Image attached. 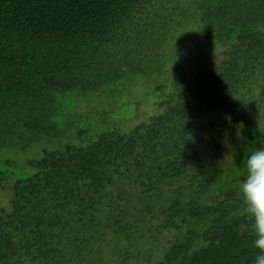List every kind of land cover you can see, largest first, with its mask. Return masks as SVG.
Segmentation results:
<instances>
[{
	"label": "trees",
	"instance_id": "obj_1",
	"mask_svg": "<svg viewBox=\"0 0 264 264\" xmlns=\"http://www.w3.org/2000/svg\"><path fill=\"white\" fill-rule=\"evenodd\" d=\"M262 147L264 0H0V264H253Z\"/></svg>",
	"mask_w": 264,
	"mask_h": 264
},
{
	"label": "clouds",
	"instance_id": "obj_2",
	"mask_svg": "<svg viewBox=\"0 0 264 264\" xmlns=\"http://www.w3.org/2000/svg\"><path fill=\"white\" fill-rule=\"evenodd\" d=\"M246 175L239 185L244 205L245 221L238 224V236L254 237L253 246L258 250L253 264H264V147L251 152L244 162Z\"/></svg>",
	"mask_w": 264,
	"mask_h": 264
},
{
	"label": "rangeland",
	"instance_id": "obj_3",
	"mask_svg": "<svg viewBox=\"0 0 264 264\" xmlns=\"http://www.w3.org/2000/svg\"><path fill=\"white\" fill-rule=\"evenodd\" d=\"M194 45V44H193ZM225 46H223L221 43H218L216 44V47H214L212 49V52H211V57L214 58V60L216 61V64H219L220 61H222V59H224L226 57V54L224 53V50H225ZM186 53L190 54V60L188 61L187 63V66H181V67H178L179 71L177 72V74H182V77L185 75H187L186 77L188 78H193V76L195 75V71L198 70V65L201 64L203 61L202 59H197L196 55H193L192 54V51H186ZM181 58V56H180ZM168 59H171L172 61V57H168ZM210 68H212V64H209ZM184 71V72H183ZM177 78H179V76L176 75V80ZM158 80H160V78H158ZM170 81L174 82V80L172 79H168L167 80V83L168 84H171ZM168 86V85H167ZM150 87V88H149ZM147 89V91H145V94L144 95H141L140 98H142L143 102L145 103L146 102V107H149L151 109H153L154 111L158 110L159 107H157V101L158 99H160L161 97V94L162 92L161 91H157L153 86H149ZM172 88L175 87V85H171ZM171 90V88H167L166 92H169ZM5 157H7V155H5ZM9 157L10 158H16L18 159L19 161H23V159L25 160V158L27 159L29 157V153H10L9 154ZM8 184H9V181H7ZM11 195V191L10 190H1L0 189V202H2V199L6 198L7 195Z\"/></svg>",
	"mask_w": 264,
	"mask_h": 264
}]
</instances>
